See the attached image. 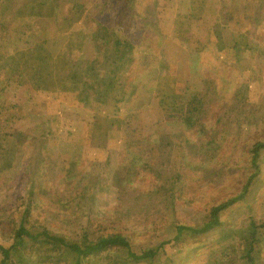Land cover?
Wrapping results in <instances>:
<instances>
[{"label":"rangeland","instance_id":"rangeland-1","mask_svg":"<svg viewBox=\"0 0 264 264\" xmlns=\"http://www.w3.org/2000/svg\"><path fill=\"white\" fill-rule=\"evenodd\" d=\"M7 1L0 0V245L14 241L12 225L26 207L32 222L70 240L120 234L146 245L171 224L200 227L213 206L232 200L216 226L184 233L153 264H249L239 231L250 219L264 222V150L243 193L255 172L251 149L264 142V0H76L72 13L65 0L58 26L26 17L35 0ZM125 20L134 49L121 53L112 27ZM37 45L57 86L37 90L29 80ZM119 57L125 92L100 103ZM165 94L172 98L160 102ZM174 96H185L176 113ZM164 107L172 115L165 121ZM260 232L252 264H264Z\"/></svg>","mask_w":264,"mask_h":264},{"label":"trees","instance_id":"trees-1","mask_svg":"<svg viewBox=\"0 0 264 264\" xmlns=\"http://www.w3.org/2000/svg\"><path fill=\"white\" fill-rule=\"evenodd\" d=\"M60 1L65 0H50L49 3L46 1H34V4L31 5L28 10L30 11L29 15H27V18L33 19V23L39 21L40 19H48L53 21L57 26V14L56 9ZM71 6L67 9V12L72 13L74 11L75 7L78 5V2L76 0H70ZM129 2V1H128ZM9 3V0L7 1ZM47 3V4H46ZM27 9V5L24 4V8L22 10L17 11V15H23V12ZM5 9H1L0 15H4ZM122 13H119L121 15ZM114 22H118L117 18ZM125 23L123 27H112V29L116 32L117 40L115 43L116 49L121 53L131 52L134 49V44L129 40L128 38V25L126 23V20L123 22ZM29 27V26H28ZM63 31V30H62ZM44 29L41 31V33H46ZM26 36L32 39L38 38L39 35L33 34V33H27ZM41 42L46 43L45 38L46 34L41 35ZM89 37V36H88ZM87 37V38H88ZM43 40V41H42ZM90 41H91V35H90ZM20 42L23 44H26L25 41H22L20 39ZM27 48V47H26ZM21 48V49H26ZM43 47L41 45H37L34 47L33 50H35L34 55L37 57H34L36 63L34 66H31V69H34L30 72V82L34 89H47L45 87L46 85H56V82L59 83L61 81L54 80V76L49 77V74L51 75V70L48 69V65L45 62L46 60L42 58L41 55ZM32 48L28 49L27 51H20V57L22 59L23 56H29L31 55V52L33 51ZM91 62V61H90ZM120 63V57L115 60L113 63L114 69L111 70V78H109L108 83V92H102L97 93L96 101L100 103H105L108 94L110 93H124L125 91H122V87L117 83V76L115 74V70L119 68ZM17 72L18 70L14 68L13 72ZM44 71V72H42ZM188 83V81H185ZM43 85V87H41ZM57 86V85H56ZM75 86V85H74ZM79 87V86H78ZM74 87V89L78 88ZM62 88V87H61ZM86 87H81V89H76L72 91H78L80 94L84 92ZM90 88V87H89ZM63 89L66 91V87H63ZM62 89V90H63ZM190 90V89H189ZM194 94L196 93L193 91ZM172 96V95H171ZM171 96L164 97H158L156 96V99L159 98L160 102H164V99L168 100L172 98ZM175 99H181L180 102L177 103L175 101L174 104H176L172 111L173 113H176L177 111L182 110L183 108V101L185 99V96L177 97L174 96ZM196 97L193 96V101L190 104H195L198 101L195 100ZM85 100L88 99V97L84 98ZM172 101V103L174 102ZM197 101V102H196ZM115 102V99H114ZM152 104V102H150ZM148 104V105H150ZM173 105L171 104V107ZM166 113V107L160 112L162 114V119L165 121L169 120L172 115H167ZM180 113V112H179ZM157 119L158 121L161 120L160 115L157 113ZM116 123V121L109 120L108 124L113 125ZM118 126V125H117ZM138 132V131H135ZM140 134V131H139ZM141 141L150 140L151 137L148 136L146 139L144 137H138ZM107 139V138H106ZM105 139V140H106ZM108 140V139H107ZM125 139L122 137L120 141H124ZM155 142V138L153 139ZM147 142V141H146ZM264 150V142H258L255 143L253 148L251 149V158H250V164L252 166H255V172L250 174L248 178L246 179V182L244 184L243 193L245 192L246 188L251 183V180H253V177L256 176L258 173L259 167L257 166V160L260 157L261 151ZM9 166V165H8ZM242 193V194H243ZM241 194V196H242ZM232 200L226 203H222L216 206H213L210 211L209 215L207 217V220L197 228H188L183 224H171L170 226L166 227L164 232L160 231V233L152 238H154L152 241L148 242L146 245H131L128 239L123 238L120 234H111L108 236H100L96 240H88L85 233L79 235V241L77 240H70L65 235H60L56 232L51 231L48 227L39 224L36 221H33L28 218L29 213V207L25 208L23 214L21 215L20 219L17 221L15 225H12L11 233L13 234L14 241L11 243L9 247H4L0 245V264H23L25 263V258L33 259L34 263H49V264H93L91 262V258H101L105 259L106 264H153L154 262H160L162 256L164 255V247L166 245H170L173 242L177 241L179 237H181L184 233L190 232V234H203L206 231L210 230L213 226H216L219 222V213L223 210H225L230 204H232ZM6 219H0V225L5 223ZM36 227H41V230L39 232L35 231ZM262 229H264V222L261 224L256 223L254 220L250 219L248 223L245 225L244 229H241L239 231V237L241 241L244 244V257L247 259L249 264H252V258L251 254L254 251L253 244L257 241V239L260 238L262 233L260 232ZM241 235V236H240ZM151 238V239H152ZM125 249V256L121 260H112L109 258V254L112 251H120ZM27 252V255L24 257L21 253ZM105 253V254H104ZM104 254V255H103ZM70 257V261H68V258ZM103 257V258H102ZM27 264L29 262L27 261Z\"/></svg>","mask_w":264,"mask_h":264}]
</instances>
